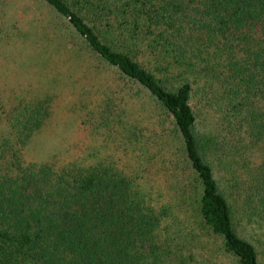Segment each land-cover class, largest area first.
Returning a JSON list of instances; mask_svg holds the SVG:
<instances>
[{
  "label": "trees",
  "instance_id": "1",
  "mask_svg": "<svg viewBox=\"0 0 264 264\" xmlns=\"http://www.w3.org/2000/svg\"><path fill=\"white\" fill-rule=\"evenodd\" d=\"M33 1L51 24H65L63 38L75 36L89 58L146 91L170 117L191 172L183 202L235 264H259L237 228L264 253V0ZM196 79L202 88L219 86L229 139L194 131ZM28 122L15 130L13 157ZM3 152L0 264H186L183 239L156 235L166 211L130 178L103 164L67 173L18 159L15 173Z\"/></svg>",
  "mask_w": 264,
  "mask_h": 264
},
{
  "label": "rangeland",
  "instance_id": "2",
  "mask_svg": "<svg viewBox=\"0 0 264 264\" xmlns=\"http://www.w3.org/2000/svg\"><path fill=\"white\" fill-rule=\"evenodd\" d=\"M57 19L51 24L47 9L33 0H0L1 161L10 160L15 173L11 162L17 159L35 170L49 165L51 172L110 166L138 184L151 205L164 208L156 235L172 243L183 239L178 252L186 264H235L183 202L187 195L181 192L189 189L191 172L170 117L146 91L89 58L73 34L63 38L65 24ZM201 80L192 84L194 131L200 137L229 139L227 124L219 117V86L202 88ZM27 120L30 133L15 144L13 157L15 130ZM237 123L230 127L238 129ZM259 152H251L250 161ZM237 230L264 264L259 243Z\"/></svg>",
  "mask_w": 264,
  "mask_h": 264
}]
</instances>
